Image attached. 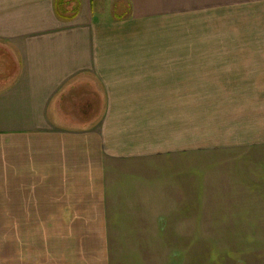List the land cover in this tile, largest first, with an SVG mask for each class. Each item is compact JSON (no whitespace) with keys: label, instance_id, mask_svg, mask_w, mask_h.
I'll return each mask as SVG.
<instances>
[{"label":"crops","instance_id":"1","mask_svg":"<svg viewBox=\"0 0 264 264\" xmlns=\"http://www.w3.org/2000/svg\"><path fill=\"white\" fill-rule=\"evenodd\" d=\"M63 1L0 0V264H264V0Z\"/></svg>","mask_w":264,"mask_h":264},{"label":"rangeland","instance_id":"2","mask_svg":"<svg viewBox=\"0 0 264 264\" xmlns=\"http://www.w3.org/2000/svg\"><path fill=\"white\" fill-rule=\"evenodd\" d=\"M124 130L125 131H129V132H131V131H133L134 129H132V128H130V127H124ZM140 141L141 142H145V143H149V142H153L154 141V139H149V138H146V139H140ZM26 195H29V194H26ZM30 196V195H29ZM33 208H31V210H32ZM0 210H5L4 208H2L1 206H0ZM11 218H13V215H10L9 216V219H11ZM27 219H30V218H27ZM9 221V223L11 222V220H8ZM16 220H13V222H15ZM62 222V220H58V219H53L52 220V226H53V229H56V228H59L60 226H61V223ZM29 227H31V226H29ZM29 227H27V226H23V228H21L24 232L25 231H27L28 229L27 228H29ZM0 228L1 229H4V224L3 225H0ZM8 231V230H7ZM11 231H15V232H17V228H16V225H14L13 226V228L11 229ZM59 235H57V234H54L53 235V239H55V241H57L58 240V237ZM7 238V237H6ZM1 264H3V263H1ZM19 264H21V263H19Z\"/></svg>","mask_w":264,"mask_h":264},{"label":"trees","instance_id":"3","mask_svg":"<svg viewBox=\"0 0 264 264\" xmlns=\"http://www.w3.org/2000/svg\"><path fill=\"white\" fill-rule=\"evenodd\" d=\"M68 5L63 0H55V12L56 14L65 19L73 18L76 14V10L74 7L68 8ZM67 7V8H66Z\"/></svg>","mask_w":264,"mask_h":264}]
</instances>
